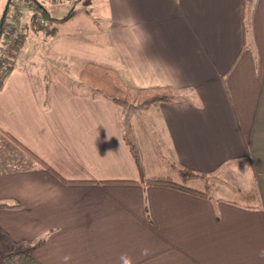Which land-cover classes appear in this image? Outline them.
Returning <instances> with one entry per match:
<instances>
[{"label": "crops", "instance_id": "1", "mask_svg": "<svg viewBox=\"0 0 264 264\" xmlns=\"http://www.w3.org/2000/svg\"><path fill=\"white\" fill-rule=\"evenodd\" d=\"M95 4L109 24L106 68L138 88L192 96L127 128L108 101L34 82L15 65L0 90V205L17 206L0 208V261L30 247L39 264H264V0L245 35L242 0H224L223 17L206 16L218 3L196 16L190 0ZM32 15L24 31L55 39L47 19L45 30L26 28ZM127 130L145 178L179 182L185 169L210 178L208 195L142 182ZM5 234L24 244L10 246Z\"/></svg>", "mask_w": 264, "mask_h": 264}, {"label": "trees", "instance_id": "2", "mask_svg": "<svg viewBox=\"0 0 264 264\" xmlns=\"http://www.w3.org/2000/svg\"><path fill=\"white\" fill-rule=\"evenodd\" d=\"M20 1L26 3V12L30 11L33 13V15L30 17L29 26L26 28L45 30L47 28L45 14L47 15V13L39 5L37 0ZM255 1L256 0H242V31L244 35L247 31L246 19L249 18V13L252 11ZM11 4L12 0H8L7 8L5 9L6 11L9 9ZM40 18L45 21V24L42 26H40L37 21V19ZM14 19L15 15L13 13L12 20L14 21ZM9 24L10 23L7 19V15L4 14L0 19V38L5 36ZM23 29L25 30L24 27ZM25 36L26 32L24 31L22 39L7 47L6 56L0 59V90L4 86L5 80L15 68L16 61L19 58L23 48ZM78 80L90 88L93 96L108 101L112 106H114L120 113L123 119V124L127 128H129L131 118L135 115H143L149 109L158 107L161 104H170L183 101L192 96V93L189 90L179 91L170 87L149 89L138 88L132 83V81H130L127 76L121 75L116 70H112L94 63L86 64L79 71ZM124 142L134 159L136 167L139 170L142 182H144L146 185H164L191 192L203 197L208 195V189L212 185L210 178L208 176L187 171L185 169L178 170V176L180 178L179 182H173L167 177L145 178L142 173L139 149L134 138L130 135L129 130H127L124 134ZM21 149L24 151L27 157L40 162L28 150L23 147H21ZM191 182L200 184L202 187H204V189L189 187L187 184ZM15 207L17 206H7L6 204L0 205V208L10 209ZM5 239L10 246H20L24 244V242L13 241L6 234ZM29 251L30 247H27L19 252L8 254L4 257L3 264H39L31 257Z\"/></svg>", "mask_w": 264, "mask_h": 264}, {"label": "rangeland", "instance_id": "3", "mask_svg": "<svg viewBox=\"0 0 264 264\" xmlns=\"http://www.w3.org/2000/svg\"><path fill=\"white\" fill-rule=\"evenodd\" d=\"M38 2L48 12L49 18L46 14L45 16L49 27L56 28V38H49L46 40L47 43L43 44V41L35 38L32 32H27L16 65L29 72L34 82L60 81L74 93L82 95L91 93L86 84L78 82V72L87 62L111 66L106 40L108 22L100 17L95 0H38ZM27 13L28 11L26 15ZM12 16L13 9L10 6L7 17L9 23L13 21ZM150 111L154 112V109ZM145 119L142 116H135L133 123L140 125V121H147ZM149 121L151 122L150 118ZM145 147L148 155L154 156L156 149L148 138ZM173 180L178 179L173 177ZM236 186L242 185L240 183ZM218 190L219 187L212 191L214 195ZM21 250L19 247L6 252ZM0 264L3 262L0 261Z\"/></svg>", "mask_w": 264, "mask_h": 264}, {"label": "built area", "instance_id": "4", "mask_svg": "<svg viewBox=\"0 0 264 264\" xmlns=\"http://www.w3.org/2000/svg\"><path fill=\"white\" fill-rule=\"evenodd\" d=\"M11 6L15 19L8 25L5 36L2 38V45L0 46V59L6 56L7 47L22 39L24 34L23 17L26 13L27 5L23 1L13 0ZM37 21L40 26L45 24V21L41 18L37 19Z\"/></svg>", "mask_w": 264, "mask_h": 264}, {"label": "bare ground", "instance_id": "5", "mask_svg": "<svg viewBox=\"0 0 264 264\" xmlns=\"http://www.w3.org/2000/svg\"><path fill=\"white\" fill-rule=\"evenodd\" d=\"M190 2H191V4L189 5V7L187 8V6L185 5V8H187L188 10L191 9L192 12H193V10H196L195 11V15L196 16L199 15V14H204L203 9L206 8L205 7L206 5L212 6V4L218 3L219 5L218 4L216 5L217 8H211L212 11H211L210 14L206 12V16H209V17L216 16L215 15V10H217L218 17H223V12L222 11H223V7H224V0H215L214 2H212L211 0H202V3L200 1L198 4L196 3V0H195V2L193 1L194 2L193 4H192V0H190ZM233 5L234 6L232 8H230V12L233 10V8L234 9L236 8V3L233 2ZM221 22H223L222 19H221Z\"/></svg>", "mask_w": 264, "mask_h": 264}]
</instances>
